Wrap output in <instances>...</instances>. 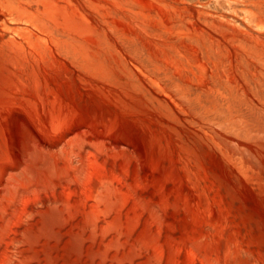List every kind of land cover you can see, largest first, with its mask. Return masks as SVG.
<instances>
[{"label": "rangeland", "instance_id": "rangeland-1", "mask_svg": "<svg viewBox=\"0 0 264 264\" xmlns=\"http://www.w3.org/2000/svg\"><path fill=\"white\" fill-rule=\"evenodd\" d=\"M60 1L0 0V264H264V0Z\"/></svg>", "mask_w": 264, "mask_h": 264}, {"label": "bare ground", "instance_id": "bare-ground-1", "mask_svg": "<svg viewBox=\"0 0 264 264\" xmlns=\"http://www.w3.org/2000/svg\"><path fill=\"white\" fill-rule=\"evenodd\" d=\"M64 12L65 6L62 5L60 0H38L35 2L31 0H12L8 15L14 16L19 20H24V23L31 26V29H26L25 36L20 37L19 40L16 41L12 40V43L15 46H20L23 43L30 45V43L36 42L38 46L44 39L41 38L43 35H58L59 29L62 28L64 23ZM33 30L36 31V33L33 32ZM260 33L262 32L260 31ZM257 35L251 36V38L256 43V46L264 50V35ZM13 132L18 139V144L24 152H29L37 148L38 140L22 118L19 120L17 119L13 123Z\"/></svg>", "mask_w": 264, "mask_h": 264}]
</instances>
